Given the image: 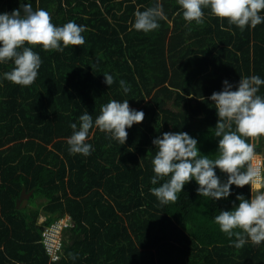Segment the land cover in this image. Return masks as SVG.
I'll use <instances>...</instances> for the list:
<instances>
[{"label":"trees","instance_id":"16d2710c","mask_svg":"<svg viewBox=\"0 0 264 264\" xmlns=\"http://www.w3.org/2000/svg\"><path fill=\"white\" fill-rule=\"evenodd\" d=\"M21 2L46 9L57 26L75 21L87 30L83 45L63 52L26 43L42 59L37 78L29 86L0 82V264H264V243L236 248L214 220L239 203L237 193L251 198L250 185H233L219 201L199 196L195 180L167 204L150 191L159 186L151 183L153 139L163 132L186 131L203 153L216 155L218 115L208 98L225 78H264V22L241 30L210 7L202 9L203 23L188 22L177 0H160L167 19L147 33L131 28L134 13L156 0H0V12ZM14 66L0 63V75ZM113 99L129 100L145 119L127 129L125 145L94 127L91 155L72 154L71 124L84 112L95 121ZM248 142L264 154V134ZM23 188L34 191L26 208L17 207ZM41 207L44 226L71 216L55 261L40 241Z\"/></svg>","mask_w":264,"mask_h":264},{"label":"clouds","instance_id":"9594fccd","mask_svg":"<svg viewBox=\"0 0 264 264\" xmlns=\"http://www.w3.org/2000/svg\"><path fill=\"white\" fill-rule=\"evenodd\" d=\"M177 2L188 22L195 20L203 23L202 9L209 7L214 15L228 18L230 25L234 24L241 30L246 26L255 28L264 22V15H261L264 0ZM134 16L131 28L145 33L157 29L159 21L167 19L160 0L143 11L137 8ZM86 30L87 26L78 25L75 21L55 25L46 9H34L31 2H21L17 9L0 12V63L11 59L15 65L11 71L0 75V82L7 79L29 86L35 81L42 59L26 43L63 52L69 45H83L85 37L82 33ZM103 74L104 83L111 87L115 82L114 76L107 72ZM222 83V90L214 91L208 98L215 105L218 115L213 132L219 138L216 155L212 157L203 153L198 139L186 131L163 132L153 139L158 151L152 159L154 175L151 183L159 186L152 187L150 191L161 204H167L176 201L178 194L184 191L185 184L195 180L199 196L219 201L232 195L233 185H250L251 198L237 193L239 203L233 201L230 210L221 209L214 220L236 248H242L249 240L260 245L264 243V190L259 182L261 169L252 163L256 146L248 142V138L264 134V96L258 94L260 86L264 85V78L259 75L241 76L238 82L225 78ZM119 84L124 93L131 91L130 84L125 80L121 79ZM144 119V110L131 107L129 100H110L101 106L95 121L89 112H84L79 117V125L75 122L71 124L73 133L67 139L69 151L72 154L91 155L93 145L86 141L94 127L125 145L129 135L127 129ZM217 169L226 174V179L217 174Z\"/></svg>","mask_w":264,"mask_h":264},{"label":"built area","instance_id":"2783aa9c","mask_svg":"<svg viewBox=\"0 0 264 264\" xmlns=\"http://www.w3.org/2000/svg\"><path fill=\"white\" fill-rule=\"evenodd\" d=\"M256 156V154H255ZM258 156V155H257ZM260 158L254 160V166L261 169L260 183L263 186L264 182V154ZM69 225L67 221L57 220L50 225H45L42 229L41 241L50 257V261H55L61 258L62 251L65 244V229Z\"/></svg>","mask_w":264,"mask_h":264},{"label":"crops","instance_id":"0c3cea01","mask_svg":"<svg viewBox=\"0 0 264 264\" xmlns=\"http://www.w3.org/2000/svg\"><path fill=\"white\" fill-rule=\"evenodd\" d=\"M171 24H172V21H169ZM23 191H27V188H23V190H22V192ZM22 192H21V194H22ZM28 193V196L26 197V201H25V203L24 202H22L21 204H20V207H22V208H26L27 206H29V205H31V203H30V198L32 197V194H33V190H29V191H27ZM21 196V195H20ZM20 198V197H19ZM18 198V199H19ZM17 199V200H18ZM41 201H42V199H40ZM39 199H38V201H40ZM46 219H47V214H46V212L44 211V209H43V207H41L40 209H39V216H38V218H37V221H38V223L39 224H41L42 225V229L44 228V222L46 221ZM41 241V240H40ZM42 242V241H41Z\"/></svg>","mask_w":264,"mask_h":264},{"label":"bare ground","instance_id":"6f19581e","mask_svg":"<svg viewBox=\"0 0 264 264\" xmlns=\"http://www.w3.org/2000/svg\"><path fill=\"white\" fill-rule=\"evenodd\" d=\"M258 155V156H257ZM259 156H262V154H260V153H256V156H255V158L256 159H258V158H260ZM26 193H28L27 191H26ZM64 220V221H67L68 223H69V225L67 226V227H69V226H72V221H71V216L70 215H68V214H66V215H64V216H62V217H59L57 220ZM56 220V221H57ZM55 222V221H54ZM66 227V228H67Z\"/></svg>","mask_w":264,"mask_h":264},{"label":"water","instance_id":"95a60500","mask_svg":"<svg viewBox=\"0 0 264 264\" xmlns=\"http://www.w3.org/2000/svg\"><path fill=\"white\" fill-rule=\"evenodd\" d=\"M27 196H28V194L26 193V191H23L22 194H21V196H20V198L17 200V207H20V204L22 202L25 203Z\"/></svg>","mask_w":264,"mask_h":264},{"label":"rangeland","instance_id":"374dc122","mask_svg":"<svg viewBox=\"0 0 264 264\" xmlns=\"http://www.w3.org/2000/svg\"><path fill=\"white\" fill-rule=\"evenodd\" d=\"M262 190H264V182H263ZM38 203H39V201H38ZM36 206L37 205L32 204V206L30 208H35Z\"/></svg>","mask_w":264,"mask_h":264}]
</instances>
